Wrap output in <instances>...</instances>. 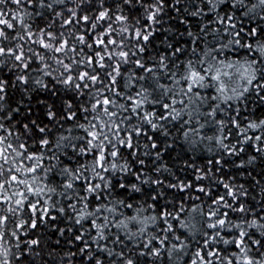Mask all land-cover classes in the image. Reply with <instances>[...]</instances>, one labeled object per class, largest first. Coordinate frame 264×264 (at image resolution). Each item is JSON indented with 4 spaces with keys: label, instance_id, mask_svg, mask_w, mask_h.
I'll return each instance as SVG.
<instances>
[{
    "label": "snow or ice",
    "instance_id": "obj_1",
    "mask_svg": "<svg viewBox=\"0 0 264 264\" xmlns=\"http://www.w3.org/2000/svg\"><path fill=\"white\" fill-rule=\"evenodd\" d=\"M0 264H264V0H0Z\"/></svg>",
    "mask_w": 264,
    "mask_h": 264
}]
</instances>
